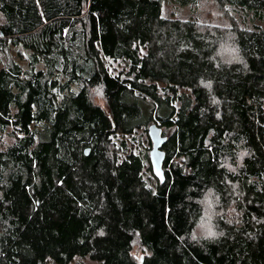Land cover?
Listing matches in <instances>:
<instances>
[{
    "label": "trees",
    "instance_id": "trees-1",
    "mask_svg": "<svg viewBox=\"0 0 264 264\" xmlns=\"http://www.w3.org/2000/svg\"><path fill=\"white\" fill-rule=\"evenodd\" d=\"M169 1L0 0V55L30 65L0 69V264H264V29L227 9L261 20L264 1L173 0L211 2L229 26L164 18ZM152 125L155 190L112 141ZM206 195L219 236L200 241Z\"/></svg>",
    "mask_w": 264,
    "mask_h": 264
},
{
    "label": "rangeland",
    "instance_id": "rangeland-1",
    "mask_svg": "<svg viewBox=\"0 0 264 264\" xmlns=\"http://www.w3.org/2000/svg\"><path fill=\"white\" fill-rule=\"evenodd\" d=\"M249 3L254 4L255 0H248ZM264 1V0H260ZM263 6V4H262ZM260 7V6H259ZM231 15L238 21L241 28L246 29H254L261 28L264 29V14L263 19L259 20L252 16V14H248L241 9L228 7L227 8ZM260 9V8H259ZM263 9V10H262ZM264 12V8H261ZM164 18L172 19V20H182V21H196L199 23L205 24H213L217 26H229V21L223 17V12L216 9L211 2L200 1L198 8L193 9L191 7L181 8L175 3L173 0H170L164 7L163 11ZM21 55L23 57H21ZM8 61H13L17 65L21 67L23 72L30 71L28 52L24 51L22 48H15L10 46L8 56L0 55V69L7 65ZM108 65L110 67V71L117 75L120 72L124 71L126 67V62L123 61H108ZM44 66L39 65L36 70H43ZM63 81V80H62ZM160 87V94L165 95L166 91L164 90V85L158 84ZM72 91L74 93H78L79 90L77 87L73 86ZM180 93L191 94L189 91L185 89H180ZM61 99V97H60ZM97 102H100L99 100ZM41 124L33 125V129H41ZM113 143L120 150L119 154L121 160L125 159L128 155L134 154L137 156L146 159L145 167L143 169V177L147 182L148 188L151 190H155L158 184V179L154 175L153 171H151V163L147 160L152 150V143L148 133L142 129L138 130L132 136H120L117 135L112 138ZM125 142L126 146L124 148H120L121 143ZM178 161V160H177ZM179 162V161H178ZM218 198L214 195H206L204 200L201 203L203 214L196 225V231L194 233L195 240H207L213 239L209 237V229L213 231L216 236H219L217 223L219 221V208H218ZM229 213V212H228ZM230 214V213H229ZM214 237V238H215ZM135 260L138 262L144 256L148 255L147 251H142L139 247H136L133 252ZM71 264H100L91 260L89 257H77L73 260Z\"/></svg>",
    "mask_w": 264,
    "mask_h": 264
},
{
    "label": "water",
    "instance_id": "water-1",
    "mask_svg": "<svg viewBox=\"0 0 264 264\" xmlns=\"http://www.w3.org/2000/svg\"><path fill=\"white\" fill-rule=\"evenodd\" d=\"M149 136L153 143V148L150 153V161L154 175L163 183L165 176L163 172V164L165 161V153L161 150L166 138L162 136V130L157 125H152L149 128ZM89 151L86 152L88 154Z\"/></svg>",
    "mask_w": 264,
    "mask_h": 264
},
{
    "label": "clouds",
    "instance_id": "clouds-1",
    "mask_svg": "<svg viewBox=\"0 0 264 264\" xmlns=\"http://www.w3.org/2000/svg\"><path fill=\"white\" fill-rule=\"evenodd\" d=\"M223 51H224V54L226 55H232L234 54L235 49L231 48L230 46H226ZM208 235L211 238H214L216 236V234L213 231H211V229H209Z\"/></svg>",
    "mask_w": 264,
    "mask_h": 264
}]
</instances>
